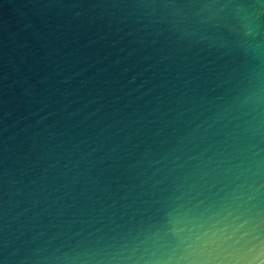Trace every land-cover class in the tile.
<instances>
[{
	"label": "water",
	"instance_id": "obj_1",
	"mask_svg": "<svg viewBox=\"0 0 264 264\" xmlns=\"http://www.w3.org/2000/svg\"><path fill=\"white\" fill-rule=\"evenodd\" d=\"M169 258L264 260V0H0V264Z\"/></svg>",
	"mask_w": 264,
	"mask_h": 264
},
{
	"label": "clouds",
	"instance_id": "obj_2",
	"mask_svg": "<svg viewBox=\"0 0 264 264\" xmlns=\"http://www.w3.org/2000/svg\"><path fill=\"white\" fill-rule=\"evenodd\" d=\"M244 225H234L231 229L233 235L226 237L227 240L232 241L234 248L243 247L245 241L242 236L239 235V230L242 229ZM219 240V236L216 231L213 229H209L208 231H204L195 237L193 244L191 246H195L198 248H208L212 244L217 243ZM183 257L181 258V260ZM162 264H171V258L169 261L162 262ZM175 264H180V261H176ZM188 264H213L212 261L209 260H190ZM215 264H220V262H215ZM230 264H257V261L254 260H243L241 258L234 259L230 261ZM258 264H264V260L258 261Z\"/></svg>",
	"mask_w": 264,
	"mask_h": 264
}]
</instances>
